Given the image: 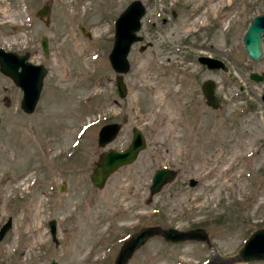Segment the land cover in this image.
Here are the masks:
<instances>
[{"label":"rangeland","instance_id":"obj_1","mask_svg":"<svg viewBox=\"0 0 264 264\" xmlns=\"http://www.w3.org/2000/svg\"><path fill=\"white\" fill-rule=\"evenodd\" d=\"M130 1L0 0V46L28 52L47 69L30 113L19 108V87L0 72V225L11 218L0 264H112L123 239L144 225L203 227L216 251L228 255L264 226V78L248 75L264 73V54L250 60L241 42L264 0L216 7L208 0H139V38L126 53L120 97L108 53L114 19ZM199 55L223 67L208 68ZM208 78L217 107L200 89ZM112 121L120 124L117 135L98 145V129ZM132 126L144 148L93 186L98 153L126 147ZM160 166L175 175L150 195ZM208 255L202 240L154 235L126 264H200Z\"/></svg>","mask_w":264,"mask_h":264},{"label":"water","instance_id":"obj_2","mask_svg":"<svg viewBox=\"0 0 264 264\" xmlns=\"http://www.w3.org/2000/svg\"><path fill=\"white\" fill-rule=\"evenodd\" d=\"M47 12L46 3L36 10L41 16ZM143 13V6L139 0H131L124 9L117 15L114 21L113 41L108 53L109 63L115 75V87L118 96L126 93V86L121 73L128 67L126 53L130 43L139 38L136 30L140 26V16ZM264 36V12L254 14L249 20L241 37L242 47L246 57L250 60H257L263 53L262 37ZM41 48L47 51V38L40 39ZM198 60L208 68H221L223 62L209 55H199ZM46 67L42 63H35L29 60L28 52H17L4 49L0 46V72L8 76L12 82L21 90L19 108L30 113L37 103L42 78L46 73ZM249 77L253 80H261L264 73L250 71ZM215 82L212 79H204L200 89L205 97V102L211 107H217L219 98L215 95ZM120 129L118 122H107L100 126L97 132L98 145H105L113 139ZM131 138L128 145L122 149L108 148L98 153L93 167L89 174L90 183L93 186L101 187L108 175L120 165L131 162L138 151L144 148L145 138L139 128L132 126ZM175 175L171 167L160 166L153 170L148 186V194H152ZM264 176V174H263ZM11 226V218L7 217L0 225V239ZM49 231L52 239H55V221L48 220ZM154 235L161 236L168 242H179L184 240H202L209 249L206 261L200 264H242L251 260L264 259V226L252 230L242 242L241 246L232 254L220 255L209 241L207 232L203 227H192L179 229L173 226L161 227L159 225H144L138 230L126 236L116 252L112 264H126L136 248ZM47 264H56L51 259Z\"/></svg>","mask_w":264,"mask_h":264},{"label":"bare ground","instance_id":"obj_3","mask_svg":"<svg viewBox=\"0 0 264 264\" xmlns=\"http://www.w3.org/2000/svg\"><path fill=\"white\" fill-rule=\"evenodd\" d=\"M221 1H222V0H208V2L211 4L212 7H216L217 5H218V6H221ZM224 1H225V0H224ZM208 6H209V5H208ZM208 6H207V7H208ZM215 9H216V8H215ZM203 11H204V10H203ZM203 11H202V12H203ZM197 12H198V11H197ZM197 12L191 14V16H192V17H191V23H193L194 21H196L197 18L199 19V14H198ZM9 15H10V14H9ZM194 15H196V16L194 17ZM218 16H219V15H218ZM221 16H222V15H221ZM216 17H217V16H216ZM228 17H229V16H228ZM228 17H227V18H228ZM200 20H201V19H200ZM193 25H194V24H193ZM190 27H191V26H190ZM186 29H189V25H187V28H186ZM187 33H188V32H187ZM157 99H158V98H157ZM179 126H180V125H179ZM184 128H185V127H184ZM182 129H183V128H182ZM182 129H181V130H182ZM179 133H180V132H179ZM182 138H183V137H182ZM182 138H181V139H182ZM176 141H177V140H176ZM180 146H181V145H180ZM243 146H244V145H243ZM185 147H186V146H185ZM185 147H184V148H185ZM182 148H183V147H182ZM178 149H180V148H178ZM183 151H184V150H183ZM178 152H179V151H178ZM251 152H252V151H251ZM248 153H249V152H248ZM233 155H234V154H233ZM234 156H235V155H234ZM232 158H233V157H232ZM232 158H231V159H232ZM199 159H200V158H199ZM199 159H198V160H199ZM255 159H256V158H255ZM229 161H230V160H229ZM196 163H197V162H196ZM206 163H207V162H206ZM201 164H202V163H201ZM203 166H204V165H203ZM207 166H208V165H207ZM195 167H196V166H195ZM208 167H209V166H208ZM224 167H225V166H224ZM204 168H205V167H204ZM221 168H222V167H221ZM228 168H229V167H228ZM194 169H195V168H194ZM228 170H229V169H228ZM198 171H199V170H198ZM237 171H238V170H237ZM208 172H209V170H208ZM194 173H195V172H194ZM201 174H202V173H201ZM206 174H207V173H206ZM204 175H205V174H204ZM204 175H203V176H204ZM235 175H236V174H235ZM206 177H207V176H206ZM225 181H226V180H225ZM231 183H232V182H231ZM221 185H222V184H221ZM239 187H240V186H239ZM242 188H243V187H242ZM94 227H95V226H94ZM37 232L39 233V238H40V240H41V237H42V236H41V233H40L39 231H37ZM75 248H79V246H76Z\"/></svg>","mask_w":264,"mask_h":264},{"label":"flooded vegetation","instance_id":"obj_4","mask_svg":"<svg viewBox=\"0 0 264 264\" xmlns=\"http://www.w3.org/2000/svg\"><path fill=\"white\" fill-rule=\"evenodd\" d=\"M264 38V36L262 37V39ZM264 54V49H263V53H262V55ZM263 99H264V96H263Z\"/></svg>","mask_w":264,"mask_h":264}]
</instances>
